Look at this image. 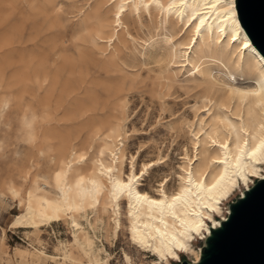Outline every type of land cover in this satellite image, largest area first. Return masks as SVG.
<instances>
[{
  "label": "bare ground",
  "instance_id": "6f19581e",
  "mask_svg": "<svg viewBox=\"0 0 264 264\" xmlns=\"http://www.w3.org/2000/svg\"><path fill=\"white\" fill-rule=\"evenodd\" d=\"M66 1L0 0V203L17 202L9 226L28 241L9 252L1 227L0 264H110L103 238L124 230L154 256L124 251V264L181 253L197 262L193 241L210 234L197 225H220L223 202L264 177L253 175L264 163V57L246 30L233 41V0H86L76 19ZM145 93L193 150L184 147L175 189L169 175L143 184L168 163L158 146L140 163L132 153L126 170L130 96ZM57 221L71 239L49 253L44 234Z\"/></svg>",
  "mask_w": 264,
  "mask_h": 264
},
{
  "label": "rangeland",
  "instance_id": "374dc122",
  "mask_svg": "<svg viewBox=\"0 0 264 264\" xmlns=\"http://www.w3.org/2000/svg\"><path fill=\"white\" fill-rule=\"evenodd\" d=\"M234 4H236L235 0ZM86 6V0H71L66 1L62 5L63 12L72 19L78 17V11L80 8ZM6 52V51H4ZM3 52V53H4ZM9 73V72H8ZM146 75V72L143 74ZM184 96H182L183 98ZM181 99V98H180ZM171 105L174 111L186 112V114H192L190 110H187L189 104H178ZM128 121L127 129L128 136L127 139V161L126 170L129 167L130 155L137 154L141 152L139 157V163L143 159H149L156 154L155 146L160 147L167 156V164L161 163L160 167H155L152 169L150 174L143 180L144 186L154 190L159 181L162 180L166 175L172 178L169 186L175 189L178 184L176 172L178 171V165L181 163V156L184 152V147L188 146L190 153H193L191 144L187 135L184 133L180 137H175L167 131L165 127L166 122L171 120L173 116L168 113L159 115L158 110L154 109V104L149 100L147 93L145 95L132 94L130 96V103L127 109ZM138 163V168H139ZM262 172H264V163L261 164ZM257 178L254 180L256 181ZM243 188V187H242ZM237 189L234 194H232L228 200H225L222 204L223 215L226 214V210L229 209V205L234 201L239 195L240 190ZM7 203H0V236L2 233L1 227L6 229V245L9 252H13V248L19 244H27V239H25L22 229L11 228L9 223L13 219L15 214H19L20 210L17 206V202L12 200H6ZM214 217H221V215H215ZM99 235V234H98ZM44 238L47 241V251L53 253V245L57 242V239H71V233L66 224L62 221H57L52 224V227H47ZM104 245L108 252H110V264H124V251L132 256L133 260L139 261L143 259L144 261L151 262L154 256L150 253L137 252L133 245L129 243L128 234L120 232L117 237L110 235L108 239L103 238ZM193 244L196 248L202 246L203 242L199 238L194 239ZM191 254L181 253L180 261H169L168 264H179L183 260H190ZM165 264V263H163Z\"/></svg>",
  "mask_w": 264,
  "mask_h": 264
},
{
  "label": "water",
  "instance_id": "95a60500",
  "mask_svg": "<svg viewBox=\"0 0 264 264\" xmlns=\"http://www.w3.org/2000/svg\"><path fill=\"white\" fill-rule=\"evenodd\" d=\"M246 32L260 51L264 48V0H236ZM197 262L179 264H264V177L229 205L226 219L202 241Z\"/></svg>",
  "mask_w": 264,
  "mask_h": 264
},
{
  "label": "snow or ice",
  "instance_id": "6c2138e0",
  "mask_svg": "<svg viewBox=\"0 0 264 264\" xmlns=\"http://www.w3.org/2000/svg\"><path fill=\"white\" fill-rule=\"evenodd\" d=\"M238 7H239L238 4H231V3H230V4H229V8H228V9L226 10V12H225V15H227L228 12H232V14L235 15V10H236V8H238ZM236 23H237L238 25H241V27L238 29V35L232 37L233 41H237V40H238L239 33L244 32V31L246 30V27L244 26V21H243L242 15H241L240 18H238V19L236 20ZM242 47H243L244 49H248V48L250 47V42L248 41V37H247V36H245V38H244V42L242 43ZM260 53H261V56L264 57V48H261V49H260ZM151 167H152V165H149V166H148V168H151ZM146 171H147V169H146ZM140 175L143 176L144 173H141ZM253 175H264V172H262V173H255V172H254ZM244 179H245V181H246V180H247V177H244ZM129 183H131V181H129ZM162 183H163V184H167V183H168V180H165V181H163ZM213 187H215V186H213ZM240 194L243 195V192H241ZM173 199H178V197L173 196ZM154 202H155V201H154ZM207 207H208V206L205 205V209H207ZM215 211H216V209H212V212H213V213H214ZM207 219H208V221H213V220L216 219V218L210 213ZM217 226H218L217 223H209V224L206 225V224L202 221L200 224L197 225V229H204V228H206V227L216 228ZM181 247H183V246H181ZM169 255H171V253H169ZM175 259H179V257H176ZM161 264H162V262H161Z\"/></svg>",
  "mask_w": 264,
  "mask_h": 264
}]
</instances>
